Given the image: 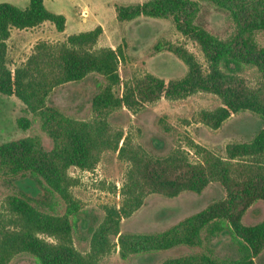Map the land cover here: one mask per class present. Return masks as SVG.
Returning <instances> with one entry per match:
<instances>
[{"label":"trees","instance_id":"1","mask_svg":"<svg viewBox=\"0 0 264 264\" xmlns=\"http://www.w3.org/2000/svg\"><path fill=\"white\" fill-rule=\"evenodd\" d=\"M199 1L228 13L234 24L228 38H220L196 23L198 1L148 0L115 5L119 22L142 16L171 21L204 57L203 64L184 43L159 42L155 51L166 50L179 58L188 68L185 76L165 81L146 73L127 82L119 73L125 60L124 45L97 47L103 34L100 26L62 42L38 41L26 60L12 70L7 41L13 29L27 30L49 22L63 32L66 17L48 10L44 0H29L26 8L0 3V94L23 103L53 141L51 150L44 148L39 136L0 144V177L15 181L28 178L42 191L45 183L46 190L66 204L65 214L58 215L43 211L25 194L7 196L0 210V264H9L20 254L31 255L37 264H100L117 247L120 256L127 259L181 246L200 247L205 240L221 235L230 237L237 257L194 253L168 258L161 264H257L255 259L264 251V220L245 225L243 217L255 202L264 201V46L256 40L257 33L264 31V0ZM248 67L257 71L255 85L243 76ZM91 74L105 81L92 98V120L75 119L48 104L57 87L83 81ZM197 93L213 94L221 101L216 109L201 110L195 117L197 123L217 130L232 115L249 111L261 119V129L249 142L229 143L224 156L189 140L188 146L199 158L194 162L183 149H174L166 156L148 152L121 128L113 127L109 119L120 109L137 114L162 99L179 101ZM17 124L27 130L31 120L20 117ZM106 152H118L119 159L129 164L121 205L103 207L102 221L90 228V249L82 253L73 243V219L82 218L85 212L72 194L77 180L68 171L71 167L93 171ZM214 182L225 190V197L169 229L121 231L122 220L140 209L149 195L175 198L183 192L201 194Z\"/></svg>","mask_w":264,"mask_h":264},{"label":"rangeland","instance_id":"2","mask_svg":"<svg viewBox=\"0 0 264 264\" xmlns=\"http://www.w3.org/2000/svg\"><path fill=\"white\" fill-rule=\"evenodd\" d=\"M148 0H58L59 4L73 12V18L83 22L88 31L96 21L104 23L107 35L99 39L102 46L124 45L125 60L120 65V76L124 82L152 73L165 81L180 79L187 73V66L169 51H155L159 42L184 43L204 64V57L197 45L184 40L174 24L165 19L139 17L134 21L119 22L114 5H130ZM198 1L199 0H194ZM19 7H27L29 0H0ZM86 7L89 17L79 18L75 15V7ZM79 9V8H78ZM196 23L220 38H228L234 30V24L228 13L219 10L206 2H200V11ZM23 32L24 30H13ZM69 23L68 32L72 33ZM37 36L29 32L15 33L9 42L8 62L12 69L22 63L32 52ZM256 40L264 46V31L258 32ZM48 41L56 43L50 38ZM243 76L252 85L256 84L257 71L246 68ZM105 84L103 77L91 74L80 82H71L57 87L51 94L48 104L58 108L65 115L78 120H92V98ZM221 105L220 99L209 93H197L184 100L159 102L147 105L137 114L127 109H120L110 114L113 127L121 128L125 136L129 135L136 145H141L148 152L157 156H166L174 149H183L192 161L199 158L188 146L194 141L214 153L224 156L229 143L249 142L261 129V119L243 111L232 115L223 125L213 130L195 121L201 110H213ZM26 117L31 120L30 128L21 129L17 120ZM162 120V121H161ZM162 122V124H161ZM165 126L170 127L166 130ZM39 136L46 150L53 147L52 139L42 131L38 118L30 114L25 105L14 96L0 94V144L24 138ZM129 164L119 159L118 152H106L101 161L90 173L71 167L69 176L77 180L71 189L72 194L82 203V218L73 219V243L82 253L90 249V228L95 227L104 217V206L120 207L121 189L125 181ZM43 191L30 179L0 177V210L4 200L12 194H25L49 213L63 215L66 212L65 202L55 193L50 192L45 183ZM41 192L44 195H40ZM225 197V190L219 183H211L201 194L183 192L175 198H166L157 194L149 195L143 204L130 218L123 219V233H152L169 229L204 208L215 200ZM264 220V201L255 202L245 213L243 223L255 225ZM48 240L52 241L51 238ZM117 242V241H116ZM194 253H211L219 258L237 257L236 247L227 235H221L210 241H204L200 247H177L157 253L133 255L123 259L119 248L104 256L100 264H161L168 258H176ZM257 264H264V251L255 259ZM9 264H37L28 254L17 255Z\"/></svg>","mask_w":264,"mask_h":264},{"label":"crops","instance_id":"3","mask_svg":"<svg viewBox=\"0 0 264 264\" xmlns=\"http://www.w3.org/2000/svg\"><path fill=\"white\" fill-rule=\"evenodd\" d=\"M44 4H45V6H46V8L48 10H50V11L56 13V14H62V15H64L66 17V27H65V30L63 32H58L55 29V27L51 23H49V22L42 23L41 25H39V26H37L35 28L27 29V30H24L23 32H15L13 30H16V29H13L12 32H11V37L7 41L8 47H9L10 39L13 37V35L15 33L29 32V33L33 34L34 36H37L36 37L37 42L38 41H42V40L48 41L50 38H52L56 42H62V41H64L70 35L77 34V33H81V32H86V30L82 29L83 26H84L83 25V22L81 23V22L76 21L73 18V12L71 10H69V9H66V8L62 7L59 4L58 0H44ZM24 8H26V7H24ZM74 12H75V15L78 16L79 18L86 19V18L89 17V10L86 7L82 8V7L76 6ZM69 23L72 24V28H73V30H75V31H72V33L68 32ZM98 26L102 27L103 34L101 36L102 37H105L107 35V28H106L105 24L104 23H101L100 21H96L92 27H89L87 29H90L91 28L90 30H88V31H91V30H94ZM48 42H50V41H48ZM97 47L100 48V47H107V46H102L99 43V41H98ZM110 48L115 49L116 46H110ZM8 51H9V49H8ZM22 63H20V64H22ZM19 65H17V66H19ZM16 67H14V69ZM14 69H12V70H14Z\"/></svg>","mask_w":264,"mask_h":264},{"label":"built area","instance_id":"4","mask_svg":"<svg viewBox=\"0 0 264 264\" xmlns=\"http://www.w3.org/2000/svg\"><path fill=\"white\" fill-rule=\"evenodd\" d=\"M78 169V168H77ZM80 170V169H79ZM82 173H90L89 171L81 170Z\"/></svg>","mask_w":264,"mask_h":264}]
</instances>
